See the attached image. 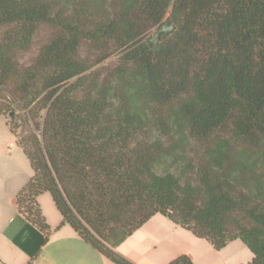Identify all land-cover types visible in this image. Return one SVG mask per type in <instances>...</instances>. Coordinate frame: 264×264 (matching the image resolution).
Wrapping results in <instances>:
<instances>
[{"label":"trees","instance_id":"trees-1","mask_svg":"<svg viewBox=\"0 0 264 264\" xmlns=\"http://www.w3.org/2000/svg\"><path fill=\"white\" fill-rule=\"evenodd\" d=\"M2 91L33 124L15 206L41 231L48 193L112 264L156 214L264 264V0H0Z\"/></svg>","mask_w":264,"mask_h":264},{"label":"crops","instance_id":"crops-1","mask_svg":"<svg viewBox=\"0 0 264 264\" xmlns=\"http://www.w3.org/2000/svg\"><path fill=\"white\" fill-rule=\"evenodd\" d=\"M4 120L5 125L0 127V264H112L70 226L62 224L56 209L55 214L45 212L39 199L42 194L36 201L43 210L47 232L17 212L15 197L31 178L32 171ZM246 250L235 240L215 251L206 241L158 214L116 248L133 264H170L182 255L193 264H250L252 254Z\"/></svg>","mask_w":264,"mask_h":264},{"label":"rangeland","instance_id":"rangeland-1","mask_svg":"<svg viewBox=\"0 0 264 264\" xmlns=\"http://www.w3.org/2000/svg\"><path fill=\"white\" fill-rule=\"evenodd\" d=\"M49 35L50 31L47 27H42L41 29H39V31H37L33 38L30 50L20 56L19 63L21 65H28L31 60L36 56L39 48L47 41ZM150 36H152V34H150ZM152 42L154 43L155 41L153 40ZM82 52L85 53V51ZM116 60L117 56H112L98 67L110 66L114 64ZM3 97H8V99H11L9 98V95L6 91H2L0 94V104L4 102ZM10 114H12V116H10ZM25 116L27 117L26 111L23 112L19 110H15L13 112H6L4 114V117L0 116V127L5 125L4 119H6V122L9 124L11 131L16 136V141L18 144L22 137L26 136L27 134H29V132L32 131L33 124L29 119L25 120ZM219 134L221 136L228 137L229 128L227 127L225 130L220 131ZM26 165H28L27 162ZM39 199L42 201V204L46 210L45 212H49V214H55V208L48 193L42 194L41 196H39Z\"/></svg>","mask_w":264,"mask_h":264},{"label":"water","instance_id":"water-1","mask_svg":"<svg viewBox=\"0 0 264 264\" xmlns=\"http://www.w3.org/2000/svg\"><path fill=\"white\" fill-rule=\"evenodd\" d=\"M10 116H12V114H10Z\"/></svg>","mask_w":264,"mask_h":264}]
</instances>
